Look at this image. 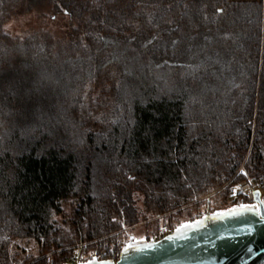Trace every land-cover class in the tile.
Masks as SVG:
<instances>
[{
    "label": "trees",
    "instance_id": "trees-1",
    "mask_svg": "<svg viewBox=\"0 0 264 264\" xmlns=\"http://www.w3.org/2000/svg\"><path fill=\"white\" fill-rule=\"evenodd\" d=\"M242 167L264 179V0H0V264L114 258Z\"/></svg>",
    "mask_w": 264,
    "mask_h": 264
},
{
    "label": "water",
    "instance_id": "water-1",
    "mask_svg": "<svg viewBox=\"0 0 264 264\" xmlns=\"http://www.w3.org/2000/svg\"><path fill=\"white\" fill-rule=\"evenodd\" d=\"M178 224L162 238L131 239L115 258L76 264H264V196Z\"/></svg>",
    "mask_w": 264,
    "mask_h": 264
},
{
    "label": "rangeland",
    "instance_id": "rangeland-1",
    "mask_svg": "<svg viewBox=\"0 0 264 264\" xmlns=\"http://www.w3.org/2000/svg\"><path fill=\"white\" fill-rule=\"evenodd\" d=\"M34 22H35V18L32 17H27V18L21 17L19 19L14 18L12 21H10L9 26L11 30L17 32L23 29H28V27ZM237 184L234 186L232 193L237 191ZM218 192H215L211 196H208L210 198L209 208L207 207V203H206L207 197H204L199 201L197 200L196 202H192L188 205L183 206L182 208H180V210H175L172 212H168L166 214H162L160 216H155L147 219H139L137 222L133 224H128L127 226L123 227L120 231H117L112 235L118 236L120 243L121 242L123 243V241L128 242L131 239L155 238L154 235L155 234L158 235L160 230L166 229L168 231H171L178 224L199 217L207 210L215 211V210H219L220 208H224L228 206H234L238 204H249L238 201L240 199L239 196L230 197V195L228 197L229 200H227L226 204H224L225 201L223 200L222 197L223 192L220 193ZM140 205L141 202L139 201L138 206L140 207ZM122 243L119 245L121 246ZM19 244L20 246L18 248H15L14 252H19L21 254H29L31 252L30 247L32 246V243L19 242ZM81 244L82 243H78L74 245V247H72V251L80 249ZM87 248L90 250H95L89 248V246H87ZM50 255L51 253L47 254L46 257L50 259ZM35 261L36 260H33L31 262L28 261V263H34Z\"/></svg>",
    "mask_w": 264,
    "mask_h": 264
},
{
    "label": "built area",
    "instance_id": "built-area-1",
    "mask_svg": "<svg viewBox=\"0 0 264 264\" xmlns=\"http://www.w3.org/2000/svg\"><path fill=\"white\" fill-rule=\"evenodd\" d=\"M241 170L245 172L246 178L237 184V191L230 194V197L239 196L240 199L237 200L240 202L258 204L255 200L254 192L255 190H259L261 193V198L264 196V179L256 180L250 175H248L243 167L241 168ZM169 232L170 231L166 229H162L160 230L156 238H162ZM117 257L118 255H116L114 258L116 259ZM92 258L104 259L100 251L96 249L90 250L87 248L86 243H82L80 249L73 250L70 254L66 256L63 264H76ZM27 264H33V263H27Z\"/></svg>",
    "mask_w": 264,
    "mask_h": 264
}]
</instances>
